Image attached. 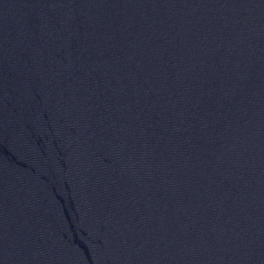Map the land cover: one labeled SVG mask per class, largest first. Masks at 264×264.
Segmentation results:
<instances>
[{"label": "water", "instance_id": "95a60500", "mask_svg": "<svg viewBox=\"0 0 264 264\" xmlns=\"http://www.w3.org/2000/svg\"><path fill=\"white\" fill-rule=\"evenodd\" d=\"M0 264H264V0H0Z\"/></svg>", "mask_w": 264, "mask_h": 264}]
</instances>
